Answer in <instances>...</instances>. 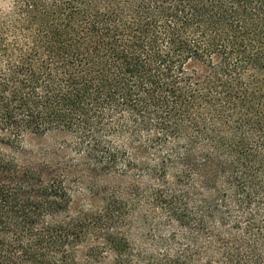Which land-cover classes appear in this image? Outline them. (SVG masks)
<instances>
[{
	"label": "trees",
	"instance_id": "trees-1",
	"mask_svg": "<svg viewBox=\"0 0 264 264\" xmlns=\"http://www.w3.org/2000/svg\"><path fill=\"white\" fill-rule=\"evenodd\" d=\"M0 264H264V0H0Z\"/></svg>",
	"mask_w": 264,
	"mask_h": 264
},
{
	"label": "rangeland",
	"instance_id": "rangeland-1",
	"mask_svg": "<svg viewBox=\"0 0 264 264\" xmlns=\"http://www.w3.org/2000/svg\"><path fill=\"white\" fill-rule=\"evenodd\" d=\"M60 138L57 135H30L27 137L25 144L28 153L25 158L32 161H41L42 160V149H51L52 146L56 145L59 142ZM84 198L78 197L76 201V207L82 205Z\"/></svg>",
	"mask_w": 264,
	"mask_h": 264
}]
</instances>
